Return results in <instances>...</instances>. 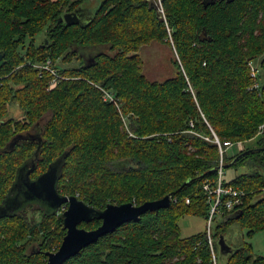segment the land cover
I'll return each instance as SVG.
<instances>
[{
	"label": "trees",
	"instance_id": "obj_1",
	"mask_svg": "<svg viewBox=\"0 0 264 264\" xmlns=\"http://www.w3.org/2000/svg\"><path fill=\"white\" fill-rule=\"evenodd\" d=\"M162 1L165 18L150 0H103L90 20L69 25L60 17L82 0H0V206L26 161L35 165L31 179L58 162L59 192L100 209L171 197L168 207L124 223L64 264H214L204 189L219 177L214 133L223 149L255 140L223 153L228 164L253 149L228 167L251 171L227 179L224 169L225 185L246 195L213 217L211 231L221 264H264L249 241L229 255L217 242L235 222L248 238L264 229V0ZM152 41L177 50L176 73L164 81L142 71L137 52ZM100 47L108 49L92 53ZM82 49L91 50L87 61ZM74 57L79 64L64 67ZM47 63L62 75L53 89V74L37 66ZM104 90L122 101L128 124ZM12 107L22 116L10 115ZM63 211L40 202L0 209V264H46L66 234ZM189 215L205 227L182 236Z\"/></svg>",
	"mask_w": 264,
	"mask_h": 264
},
{
	"label": "water",
	"instance_id": "obj_2",
	"mask_svg": "<svg viewBox=\"0 0 264 264\" xmlns=\"http://www.w3.org/2000/svg\"><path fill=\"white\" fill-rule=\"evenodd\" d=\"M93 15L91 9L79 7L74 11L65 12L59 21L73 25L84 23V21L90 20ZM0 59H2V56H0ZM251 151L253 149L240 153L232 162L224 164L223 168L230 167ZM30 165L32 167L27 170ZM34 168L35 165L29 160L19 168L17 178L0 209L11 205V203H17L11 206V211H14L13 209H20L23 205L40 202L53 212L61 208L64 210L62 216L66 234L57 250L47 252L48 259L46 264H64L82 249L97 242L100 237L113 232L124 223L139 222L145 213L159 211L168 207L171 203L170 195H166L161 199L147 201L140 205L133 202L123 204L109 203L105 208L100 209L80 199L77 195H64L59 192L58 180L61 169L58 162L51 164L48 170L37 178L31 179L30 174ZM94 219L101 220V224L98 227L87 229L80 226L82 222H91ZM218 243L220 252L223 255H229L235 251V248L227 242L224 235L219 237Z\"/></svg>",
	"mask_w": 264,
	"mask_h": 264
},
{
	"label": "rangeland",
	"instance_id": "obj_3",
	"mask_svg": "<svg viewBox=\"0 0 264 264\" xmlns=\"http://www.w3.org/2000/svg\"><path fill=\"white\" fill-rule=\"evenodd\" d=\"M103 0H82V7L91 9L92 11H96L100 4L102 3ZM153 4V6L157 7L156 2L154 0H150ZM163 3V1H162ZM164 6V5H163ZM159 11V10H158ZM44 34H41L40 36L37 37V42H42L43 41ZM108 48L107 47H100L99 49L93 50L92 53L95 54V52L100 51H106ZM83 52H86L85 55L87 56L91 50L86 51L85 49ZM78 51H81L80 48H78ZM143 60L142 64V71L150 80H156V81H164L169 77H172L176 73V68L174 65V60L178 57L176 47L174 45V42L171 43V45L167 44H162L158 41H152L148 44L142 45L138 52ZM179 59V58H178ZM79 60L77 57H74L73 62L67 63L64 65V67H73L77 66L79 64ZM39 68H43L38 66ZM51 69H57L54 66H49ZM58 70V69H57ZM252 71V69H251ZM51 74L52 71L50 70ZM58 74L60 72L58 71ZM56 76L53 75L52 80L50 83L54 82V79ZM60 81V78L58 79ZM57 81V84L59 83ZM57 86V85H56ZM116 108L120 111V114L123 118V120H126V123L128 124V117L123 114L122 112V101L116 99L115 101H112ZM20 117L22 116V111L19 108L12 107L10 115ZM122 112V113H121ZM263 127V126H262ZM207 139H211L207 137ZM255 140L245 142L243 143V148L246 146H255ZM235 149H239L236 145L234 146ZM234 148H229L227 152H232L234 151ZM226 171V178L228 179L230 175H236L240 174L243 172H249L251 171L250 168H239L237 172H235L232 169H227L225 168ZM261 195H264L262 193ZM27 205H23L20 209L26 207ZM38 208H36L35 212H31V214H34L35 216L38 217ZM33 217V216H32ZM31 218V217H30ZM205 227V222L204 219L198 216H186L181 219L180 221V228H181V234L182 236H189L194 233L199 232L200 230H203ZM246 229L243 228L238 222L233 223L230 228L228 229L226 233V239L228 243H230L231 246H239L242 245V242L249 241L252 244L253 251L257 253L258 255H264V229L258 231L253 237L248 238L246 237ZM218 242V240H217Z\"/></svg>",
	"mask_w": 264,
	"mask_h": 264
},
{
	"label": "built area",
	"instance_id": "obj_4",
	"mask_svg": "<svg viewBox=\"0 0 264 264\" xmlns=\"http://www.w3.org/2000/svg\"><path fill=\"white\" fill-rule=\"evenodd\" d=\"M158 6L159 13L165 18V9L162 3V0H154ZM40 67H43L45 69H48L49 71H52V74L56 76L54 79L53 83H50V89H53L57 85V81L60 78L62 79V76L58 74L57 69H51L50 63L44 64V65H37ZM250 66L252 69V75L255 76L257 73V68L254 64L253 61L250 62ZM258 86V84H256ZM103 97L105 100L108 101H115L116 98L112 92H109L107 90H104ZM215 143H217L220 147V152H221V159H220V164H219V177L216 182H206L204 184V189L208 194V202L210 204V216L208 219V225H207V232H208V242L212 251V258L214 264H221L218 255H217V250L215 248V240L212 236V223H213V217L217 214L223 213L225 210H233L235 208L240 207L243 204V198L246 195V192L243 190H239L234 188L233 186H227L225 185L224 181V168L223 165L225 164L224 159H223V153L225 151H228L229 148H233L235 145L239 147L240 150L243 149V142H227V148L223 149L221 141L219 137L214 133V139L212 140ZM189 201V200H188Z\"/></svg>",
	"mask_w": 264,
	"mask_h": 264
},
{
	"label": "flooded vegetation",
	"instance_id": "obj_5",
	"mask_svg": "<svg viewBox=\"0 0 264 264\" xmlns=\"http://www.w3.org/2000/svg\"><path fill=\"white\" fill-rule=\"evenodd\" d=\"M84 18V17H83ZM81 55H82V60L84 61V60H88V56H86L85 54H83V53H81ZM12 202H14V201H12ZM13 204H15V203H11V205H9V206H6V207H4V208H1L2 209V211L4 212V213H6V212H9V211H11V209H12V207L11 206H13ZM17 204V203H16ZM15 204V205H16ZM18 206V205H17ZM14 210V209H13ZM48 259V258H47Z\"/></svg>",
	"mask_w": 264,
	"mask_h": 264
},
{
	"label": "crops",
	"instance_id": "obj_6",
	"mask_svg": "<svg viewBox=\"0 0 264 264\" xmlns=\"http://www.w3.org/2000/svg\"><path fill=\"white\" fill-rule=\"evenodd\" d=\"M257 254V253H256Z\"/></svg>",
	"mask_w": 264,
	"mask_h": 264
}]
</instances>
